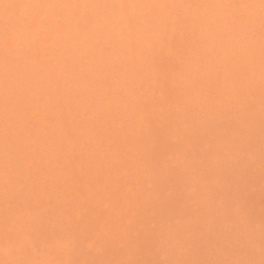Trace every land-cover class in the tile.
I'll return each mask as SVG.
<instances>
[{
	"label": "rangeland",
	"instance_id": "374dc122",
	"mask_svg": "<svg viewBox=\"0 0 264 264\" xmlns=\"http://www.w3.org/2000/svg\"><path fill=\"white\" fill-rule=\"evenodd\" d=\"M0 264H264V0H0Z\"/></svg>",
	"mask_w": 264,
	"mask_h": 264
}]
</instances>
